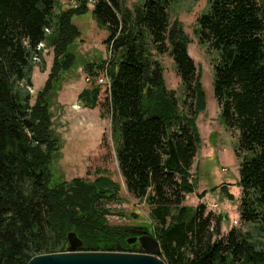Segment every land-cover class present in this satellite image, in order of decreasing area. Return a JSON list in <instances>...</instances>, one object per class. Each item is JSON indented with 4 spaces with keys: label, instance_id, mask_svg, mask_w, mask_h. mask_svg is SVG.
Segmentation results:
<instances>
[{
    "label": "trees",
    "instance_id": "1",
    "mask_svg": "<svg viewBox=\"0 0 264 264\" xmlns=\"http://www.w3.org/2000/svg\"><path fill=\"white\" fill-rule=\"evenodd\" d=\"M170 1L141 0L128 10L120 0H73L55 14L56 0H0V264H26L64 251L70 232L80 251H133L128 228L105 225L107 209L99 203L115 201L116 184L101 177L50 184L58 151L51 98L76 60L71 46L81 33L71 19L88 13L89 5L97 26L108 32L104 43L113 58L103 70L118 168L127 193L150 207L155 228L148 234L158 241L160 258L165 264H264V251L239 231L215 238L220 215L206 213L203 204H182L193 192L188 171L201 142L195 118L206 97L187 52L190 40L181 23H170ZM194 33L215 54L212 89L219 118L238 133L240 219L264 233V0H208ZM41 44L52 48L53 60L31 105L32 56L40 59ZM164 54L173 61L181 97L165 87L155 59ZM99 91L82 90L78 102L97 107ZM169 142L180 163L176 171L165 166Z\"/></svg>",
    "mask_w": 264,
    "mask_h": 264
},
{
    "label": "rangeland",
    "instance_id": "2",
    "mask_svg": "<svg viewBox=\"0 0 264 264\" xmlns=\"http://www.w3.org/2000/svg\"><path fill=\"white\" fill-rule=\"evenodd\" d=\"M56 1L55 14L74 4L73 0ZM120 1L123 8L128 10H133L135 5L141 3V0ZM170 2V23L175 20L181 23L183 32L190 40L187 52L199 72L206 97L204 110L195 118V126L201 142L188 171V182L193 185V192L184 195L182 204L190 208L203 204L206 213L210 212L215 217L220 215L222 220L219 235L215 238L226 237L231 229H235L264 251V233L257 225L243 223L239 215L241 198V189L237 186L239 159L234 153L238 133L227 129L219 118V107L213 97L212 89V61L215 54L210 52L207 46L199 44L194 33L196 20L206 11L208 0H171ZM88 7V13L71 19L72 24L81 33L71 46L76 60L74 67L61 75L55 95L51 98V129L54 137L58 139V151L52 155L50 184L70 181L73 178H81L91 183L100 177L116 184L119 190L115 201L99 203L107 209V215L104 217L105 225L128 228L126 231L130 235L126 236V243L129 244V250L133 251L94 252L139 253L138 242L132 245L129 243L132 242L129 239H132L131 235H133L129 230L142 226L148 229L147 233L153 234L155 227L149 216V205L145 200L135 199L127 193L118 168L115 154L116 134L111 129L110 115L105 107L108 87L107 84H100L94 80L95 77H103L104 66L107 65L108 68L113 58L104 43L108 32L97 26L91 14L92 6ZM41 50L40 59L33 61L32 86L29 87L30 90L27 88L31 96V105L37 93L44 87L53 60L51 47L41 44L39 51ZM155 59L163 68L166 89L173 91L176 97H181L180 80L176 75L172 59L167 54L155 55ZM88 65L92 66L91 72L94 75L87 72ZM92 86H97L100 90L97 107L84 108L78 102V96L82 90ZM203 191H206L204 196L198 197ZM213 205L217 208L211 212L208 206ZM134 245L137 247L133 248ZM67 247L68 242L61 252H66Z\"/></svg>",
    "mask_w": 264,
    "mask_h": 264
},
{
    "label": "water",
    "instance_id": "3",
    "mask_svg": "<svg viewBox=\"0 0 264 264\" xmlns=\"http://www.w3.org/2000/svg\"><path fill=\"white\" fill-rule=\"evenodd\" d=\"M165 166L169 171H176L180 166L176 149L171 142L168 144V158ZM129 231L137 236L132 238V242H138L139 253L78 251L80 241L75 233L70 232L67 234L66 252L38 255L26 264H165L159 257L161 250L154 237L144 230L131 229Z\"/></svg>",
    "mask_w": 264,
    "mask_h": 264
},
{
    "label": "built area",
    "instance_id": "4",
    "mask_svg": "<svg viewBox=\"0 0 264 264\" xmlns=\"http://www.w3.org/2000/svg\"><path fill=\"white\" fill-rule=\"evenodd\" d=\"M43 48V47H42ZM39 60V58L38 59H33V61H38ZM103 77H95L94 78V80L97 82V83H100V84H107V87L109 88V80H108V78H107V75H106V69H104L103 70ZM29 90H30V88H29ZM209 207V210L211 211V212H214L215 210H216V206L215 205H213V206H208Z\"/></svg>",
    "mask_w": 264,
    "mask_h": 264
},
{
    "label": "flooded vegetation",
    "instance_id": "5",
    "mask_svg": "<svg viewBox=\"0 0 264 264\" xmlns=\"http://www.w3.org/2000/svg\"><path fill=\"white\" fill-rule=\"evenodd\" d=\"M133 235H134V234H133ZM133 235H131L132 238H133V237H134V238L137 237L136 235H134V236H133ZM130 243H131V245H132V244H137V241H133V242H130Z\"/></svg>",
    "mask_w": 264,
    "mask_h": 264
}]
</instances>
